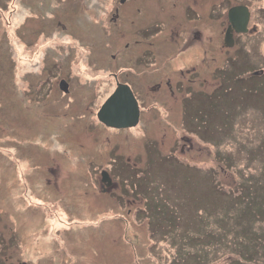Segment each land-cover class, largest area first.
I'll list each match as a JSON object with an SVG mask.
<instances>
[{"label":"rangeland","instance_id":"374dc122","mask_svg":"<svg viewBox=\"0 0 264 264\" xmlns=\"http://www.w3.org/2000/svg\"><path fill=\"white\" fill-rule=\"evenodd\" d=\"M117 2L0 0V264H264V0H217L215 19L199 0L201 39L160 44L179 51L159 87L128 80L133 21L103 15ZM235 3L249 31L225 47ZM120 72L143 113L113 129L97 112Z\"/></svg>","mask_w":264,"mask_h":264},{"label":"flooded vegetation","instance_id":"af4514ba","mask_svg":"<svg viewBox=\"0 0 264 264\" xmlns=\"http://www.w3.org/2000/svg\"><path fill=\"white\" fill-rule=\"evenodd\" d=\"M212 1L213 3L210 7H208L207 16L208 18L215 19L214 12L217 8L216 4L218 2L217 0ZM118 2L116 3V5L113 4L114 6L108 9V11H106L107 8L105 7L103 15L105 20L109 18L111 21H115L120 17H126L133 21L134 44L131 47V43L127 42L126 47L128 48L129 52H132L131 56L133 57V60L131 61V65L133 67L134 76L131 77L133 79H128V76H130L128 73H115L113 74L115 81L127 82L128 79L136 83H152L149 87H152V85L154 84H157L159 87V84H163L164 81L165 83H170V79L172 77L167 75L168 73L163 69L160 63V59L176 54L179 51V48L177 51H175V53H172L170 49L164 50L160 48V44L165 43V40L170 43H175L182 40V43L180 44L181 46L184 42V39H189L191 41L201 39L202 31L199 28V25L204 24V5L202 4L199 7V0H190V6L193 10L190 11L188 9L189 7L185 5L183 9L178 11L179 13H174L171 12L169 8L165 9L158 6L157 4H155L154 0H118ZM146 3H148V5ZM235 5L239 4L235 3ZM248 8L252 16V11L249 6ZM165 14L166 17L164 18ZM226 15L228 19V12ZM138 18H142L144 21L139 22L137 20ZM224 20L226 21V19ZM228 24L229 20L226 23V27L228 26ZM226 27L224 28V30H226ZM51 30H53L52 27L49 28V32ZM49 32L47 31V29L43 28H41L40 31V33L43 34ZM258 32L259 30H257L256 27L252 30V34H257ZM36 39H34L33 41L31 39L28 40L27 44L32 46L34 43H36ZM154 41L156 42V45ZM45 43H42L43 46L40 45L39 47H45ZM224 46L227 47L225 44ZM167 52L168 54H166ZM211 58L215 59V56H211ZM190 65L192 66L191 68H189ZM198 67L201 71L197 73L196 78L198 81H203L206 77L203 72V67L199 63L191 62L187 69L190 72H196ZM154 89H156V87ZM69 90L71 91V88H69ZM108 190L109 188H106V190L102 188V193H106Z\"/></svg>","mask_w":264,"mask_h":264},{"label":"water","instance_id":"95a60500","mask_svg":"<svg viewBox=\"0 0 264 264\" xmlns=\"http://www.w3.org/2000/svg\"><path fill=\"white\" fill-rule=\"evenodd\" d=\"M250 10L245 5L233 6L229 9L230 24L225 34V44H235L234 31L246 32L250 20ZM62 89L68 91V83L61 82ZM100 121L116 128L132 127L140 120V107L132 88L126 83H118L115 91L101 105L98 114ZM102 181L111 182L107 171L102 172Z\"/></svg>","mask_w":264,"mask_h":264},{"label":"trees","instance_id":"16d2710c","mask_svg":"<svg viewBox=\"0 0 264 264\" xmlns=\"http://www.w3.org/2000/svg\"><path fill=\"white\" fill-rule=\"evenodd\" d=\"M254 254H255V253H252V254H251V253L249 252V255H250L251 257L254 256ZM238 255H239V254H238Z\"/></svg>","mask_w":264,"mask_h":264}]
</instances>
